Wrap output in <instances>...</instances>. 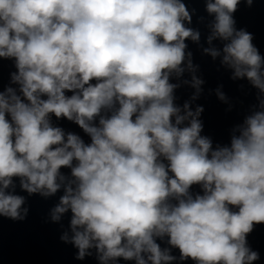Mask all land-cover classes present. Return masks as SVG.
Here are the masks:
<instances>
[{"label": "clouds", "instance_id": "obj_1", "mask_svg": "<svg viewBox=\"0 0 264 264\" xmlns=\"http://www.w3.org/2000/svg\"><path fill=\"white\" fill-rule=\"evenodd\" d=\"M241 2L254 0H204L203 52L257 99L230 143L214 146L202 135L203 108L175 103L174 78L191 74L182 82L193 99L203 83L186 51L201 32L188 26L183 0H0V58L16 68L0 90V217L27 216L18 179L29 195L63 190L51 219L71 214L61 240L79 260L95 252L99 264H254L247 236L264 224V56L236 27Z\"/></svg>", "mask_w": 264, "mask_h": 264}]
</instances>
